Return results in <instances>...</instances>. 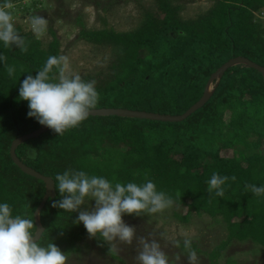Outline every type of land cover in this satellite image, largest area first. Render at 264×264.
Listing matches in <instances>:
<instances>
[{
    "label": "trees",
    "instance_id": "trees-1",
    "mask_svg": "<svg viewBox=\"0 0 264 264\" xmlns=\"http://www.w3.org/2000/svg\"><path fill=\"white\" fill-rule=\"evenodd\" d=\"M22 1L11 0L12 11L28 51L0 45L6 57L0 63V202L36 223L46 184L22 172L11 157V146L42 127L28 117L27 101L18 98L20 82L35 76L49 56H60V43L54 31L53 41L45 47L24 30L19 18L24 21L35 14L33 8L18 6ZM154 1L151 8L142 9L135 31L82 29L83 39L112 55L103 72L82 76L95 81L100 95L93 110L180 116L200 101L212 75L231 59L243 57L264 67V25L256 16L264 15V0H214L205 13L192 19L182 17L174 0ZM9 65L15 67L13 76L8 75ZM212 86L208 103L182 122L91 116L62 137L51 130L22 143L16 155L51 179L71 168L122 182L153 180L173 197V218L178 222L189 224L194 217L207 215L225 225L226 238L212 248L192 239L199 256L219 264L235 241L264 248V196L246 188L264 185V76L246 64H236ZM252 147L257 151L249 156L240 151ZM213 173L236 177L227 182L224 197L207 191ZM59 199L55 188V197L39 214L45 232L38 242H54L70 256L90 248L91 240L109 255L107 243L90 238L82 223H74L78 213L53 207ZM226 264L236 262L228 259Z\"/></svg>",
    "mask_w": 264,
    "mask_h": 264
},
{
    "label": "clouds",
    "instance_id": "clouds-1",
    "mask_svg": "<svg viewBox=\"0 0 264 264\" xmlns=\"http://www.w3.org/2000/svg\"><path fill=\"white\" fill-rule=\"evenodd\" d=\"M12 9L11 0H0V45L27 52L26 38L15 27ZM256 16L262 19V15ZM30 27L33 35L40 38L46 32L47 19L32 15ZM5 59L0 53V63ZM7 72L13 76L15 67L7 66ZM18 98L27 101L29 118H35L59 137L79 128L100 101L95 81L71 73L68 58L55 55L46 59L35 76L28 75L20 82ZM229 179L235 181L236 177L213 173L207 181L208 193L224 197ZM51 180L61 196L53 207L78 213L74 223H82L90 238L107 243L110 256L121 259L119 245L130 246L135 241L138 247L134 264H177L181 259L179 254L172 259L157 238L138 236L135 227L124 220L125 215L151 217L173 206V197L159 190L153 180L122 182L71 168ZM246 188L257 197L264 196V185L250 184ZM44 232V228L38 230L35 220L14 214L9 203L0 202V264H67L66 253L54 242H38ZM171 244L187 256L188 264H200L191 238L174 239Z\"/></svg>",
    "mask_w": 264,
    "mask_h": 264
},
{
    "label": "rangeland",
    "instance_id": "rangeland-1",
    "mask_svg": "<svg viewBox=\"0 0 264 264\" xmlns=\"http://www.w3.org/2000/svg\"><path fill=\"white\" fill-rule=\"evenodd\" d=\"M23 0L18 6L23 9L33 8L31 13L47 19L46 32L40 36L44 46L53 41L51 34L60 43V56L68 58L70 72L82 76H95L103 72L112 55L109 49L89 43L81 37L83 28L91 31L114 30L118 33L135 31L142 21V9L151 8L154 0ZM181 6L184 19L196 18L210 8L214 0H174ZM21 9V8H17ZM258 15V14H257ZM261 16V15H260ZM264 25V16L262 14ZM14 19L17 16L13 17ZM18 22L26 32H32L30 17L26 16ZM33 33V32H32ZM214 87L211 86L209 94L212 95ZM243 151L247 156L257 150L252 147ZM264 151V149H263ZM94 206V201L91 202ZM124 220L135 227L138 236L151 235L159 240L162 248L172 259L179 254L181 259L177 264H188L187 256L172 246L171 240L189 237L197 239L206 248H212L227 236L226 227L221 222H215L207 215L201 218L194 217L189 224H182L173 218V207L153 216L127 218ZM90 248L83 249L80 254L67 256V264H134L137 254V242L132 245H119L120 258H112L104 254L94 243L89 240ZM236 264H264V248L250 242H233L222 256L219 264H226L227 260ZM200 264H209L204 256H200Z\"/></svg>",
    "mask_w": 264,
    "mask_h": 264
},
{
    "label": "water",
    "instance_id": "water-1",
    "mask_svg": "<svg viewBox=\"0 0 264 264\" xmlns=\"http://www.w3.org/2000/svg\"><path fill=\"white\" fill-rule=\"evenodd\" d=\"M236 64H246L248 67L257 70L258 72L262 73L264 76V67L259 66L258 64L250 61L249 59L243 57L233 58L224 64L221 68H219L210 78L208 84L206 85L205 92L200 99L194 106H192L185 114L180 116H169V115H160L155 113H148L144 111H133V110H126V109H111V108H103V109H96L92 110L91 116H119V117H129V118H136V119H145L151 121H162V122H182L193 115L199 109H202L209 101L211 95L209 94V90L212 86V83L215 79L222 77L226 71H228L231 67ZM51 131L50 128L47 126H42L39 129L35 130L34 132L22 136L13 141L11 146V157L14 163L24 172L26 175L35 177L38 180L43 181L46 184V192L43 197V200L35 212V219L37 223L38 230L43 228L40 224L39 214L45 207L48 200L53 199L55 197V186L54 182H52L51 178L46 177L39 172L35 171L33 168L24 164L16 155V150L19 145L22 143L37 138L42 134ZM39 238V237H38ZM41 239V238H40Z\"/></svg>",
    "mask_w": 264,
    "mask_h": 264
}]
</instances>
